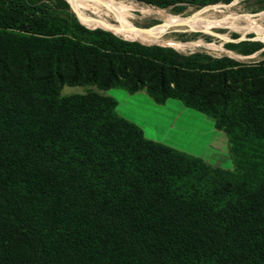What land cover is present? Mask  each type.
<instances>
[{
	"label": "trees",
	"instance_id": "trees-1",
	"mask_svg": "<svg viewBox=\"0 0 264 264\" xmlns=\"http://www.w3.org/2000/svg\"><path fill=\"white\" fill-rule=\"evenodd\" d=\"M141 43L87 27L66 0H0V264H264V59ZM64 85L177 99L225 132L233 168Z\"/></svg>",
	"mask_w": 264,
	"mask_h": 264
},
{
	"label": "rangeland",
	"instance_id": "rangeland-1",
	"mask_svg": "<svg viewBox=\"0 0 264 264\" xmlns=\"http://www.w3.org/2000/svg\"><path fill=\"white\" fill-rule=\"evenodd\" d=\"M118 1H123L125 4L134 6V9L130 11V19L139 28H151L161 23L157 15H148L142 12L144 10L149 12L154 11L153 13L161 12L165 15L188 16L205 6L228 5L227 7H219L220 11L210 10L206 15L219 17L222 14H229V12L237 13L241 16L244 15L243 20L247 19L245 20L246 23L242 20L239 21V25H246L248 22V29L237 30L231 27H214L211 31L206 32L199 29L187 31L172 28L165 34L164 38L178 42L179 45H172L173 48L185 54L204 52L214 57L229 56L242 62H255L264 59V47L251 55H243L226 47L227 42H237L240 40L260 41L264 44L263 32L254 29L257 26L264 27V0H231L230 2L221 0L204 6L190 2H178L167 7H160L137 0ZM87 13L88 17L90 16L87 19L90 24L83 22L82 19L81 21L89 28H100L109 31L127 41H137L139 43L150 41L153 42L152 44L162 46L171 45L150 39L129 40L122 38L111 29L102 25L92 12L87 11ZM111 21L114 22L113 20ZM88 90L99 91L113 97L117 101V112L136 123L143 130L147 138L199 157L213 166L225 169L233 168L227 136L224 131L215 127L214 119L211 116L186 107L177 99L171 98L166 104H158L151 101L150 98L148 99V97H144L139 93H136L137 95L130 93L122 87L100 90L95 85H64L61 89V95L79 94Z\"/></svg>",
	"mask_w": 264,
	"mask_h": 264
},
{
	"label": "bare ground",
	"instance_id": "bare-ground-1",
	"mask_svg": "<svg viewBox=\"0 0 264 264\" xmlns=\"http://www.w3.org/2000/svg\"><path fill=\"white\" fill-rule=\"evenodd\" d=\"M73 8L78 12L81 19L85 23H89L87 19V11L92 12L97 20L107 28L111 29L117 35L125 39H150L161 43H169L168 46H177L178 42L170 39H165L164 36L170 29H183V30H203L211 31L214 27H231L237 30H246L249 28V23L246 25H239V21L244 19V15L229 12V14H222L219 17H211L206 15L208 11H220L219 7H227L228 5H210L205 6L188 16L181 15H165L161 12L142 11L148 15H157L161 23L151 27L149 30H143L136 27L130 19V11L134 9L133 5L125 4L123 1L118 0H68ZM231 5V4H230ZM151 7V6H150ZM153 7V6H152ZM153 10V9H152ZM161 10V9H160ZM133 14V13H132ZM245 14V13H244ZM92 18V17H91ZM256 18V17H255ZM254 19V18H253ZM260 19V18H259ZM113 20L114 22H112ZM247 20V19H245ZM244 21V23H246ZM261 20V19H260ZM253 24V23H251ZM258 25V24H257ZM255 26V25H254ZM255 30L262 31L264 34V27H256ZM173 45V46H172Z\"/></svg>",
	"mask_w": 264,
	"mask_h": 264
},
{
	"label": "crops",
	"instance_id": "crops-1",
	"mask_svg": "<svg viewBox=\"0 0 264 264\" xmlns=\"http://www.w3.org/2000/svg\"><path fill=\"white\" fill-rule=\"evenodd\" d=\"M141 94V95H143L144 97H148V99L150 98L151 99V101H153V102H155L151 97H150V95L147 93V91L145 90V89H142V90H139V91H137V92H135V93H133V94ZM136 94V95H137ZM167 101H169V99L167 100ZM166 101V102H167ZM166 102L164 103V104H166ZM156 103V102H155ZM121 115V114H120Z\"/></svg>",
	"mask_w": 264,
	"mask_h": 264
},
{
	"label": "water",
	"instance_id": "water-1",
	"mask_svg": "<svg viewBox=\"0 0 264 264\" xmlns=\"http://www.w3.org/2000/svg\"><path fill=\"white\" fill-rule=\"evenodd\" d=\"M67 1V0H66ZM68 2V1H67ZM69 3V2H68ZM69 5L71 6V4L69 3ZM71 8H72V6H71ZM73 9V8H72ZM73 11H75L76 12V14H77V16H78V18L80 19V21H81V18H80V16H79V14H78V12L76 11V10H74L73 9ZM82 22V21H81ZM141 29H143V30H149L150 28H141Z\"/></svg>",
	"mask_w": 264,
	"mask_h": 264
}]
</instances>
